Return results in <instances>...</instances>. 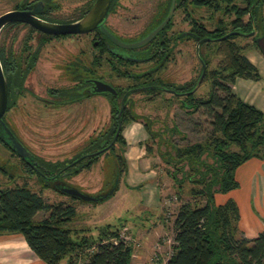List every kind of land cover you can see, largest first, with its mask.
Returning <instances> with one entry per match:
<instances>
[{"label":"rangeland","instance_id":"obj_1","mask_svg":"<svg viewBox=\"0 0 264 264\" xmlns=\"http://www.w3.org/2000/svg\"><path fill=\"white\" fill-rule=\"evenodd\" d=\"M20 1L0 0V14L12 9ZM87 1L57 0L59 8L52 16L60 19L74 18ZM160 1L120 0L119 6L110 13L107 22L123 38L133 39L147 26ZM233 3L244 6L245 0H233ZM188 9L208 29H212L218 19L228 21L233 17V14H224L221 10L198 8L191 4H188ZM261 12L264 18V4ZM188 28L184 11L178 8L173 14L169 33L186 31ZM27 36L29 31L24 25L3 27L0 31V49L6 57L10 53L13 56L20 55L24 40H28L33 47L37 42L35 33H32L31 40ZM237 42L245 46L244 52L249 58L253 59V55L256 54L257 58L264 62V56L254 44L252 36H239ZM210 46L212 44L200 48V52L209 59L207 71L220 59V56L209 48ZM95 53L96 49L93 48L89 35L65 37L47 42L25 81L26 87L16 98L15 105L4 116L5 122L20 141L45 161H66L78 153H83L87 150L90 140L106 130L113 121L110 100L101 94L59 106L47 104L38 98H47L46 90L50 87L71 85L73 80L70 79L66 67L70 62L89 65ZM151 63L138 62L126 66L120 64V69L123 70L125 67L131 73L138 74L146 70ZM200 69L201 63L195 42L192 39H180L173 44L166 66L152 76L175 84L193 83L197 77L198 81ZM96 74L99 80L122 89L134 83L129 77L117 75L106 60L96 69ZM209 88L210 80L204 75L194 94L206 96ZM236 88L232 85L234 92ZM259 94L260 92L252 88L248 100L256 104H264L263 99H255ZM128 98L126 105L135 119L123 126L125 143H115L114 150L102 153L89 169L72 177L64 176L62 179L66 184L86 193L105 192L111 187L116 176L117 165L114 154H122L125 169L118 177L117 190L108 199L97 203H86L60 192L54 182L50 187H42L37 176L28 172L20 158L1 143L0 165L5 168L6 173L0 170V189L27 182L31 191L40 193L49 202L73 203L78 209L77 215L67 226L74 230L75 236L84 234L94 237L100 227L113 224L115 227H120V237L133 246L130 264H164L172 252L171 220L180 203L191 199L189 188L193 186V183L184 177L185 172L188 171L187 165L183 166V172L181 169L174 171L182 163L175 165L173 155L179 147L193 143L205 144L211 125L209 117L202 109L188 110L181 106L180 100L183 97H174L170 92L150 95L145 90L134 89ZM144 123H148L150 133ZM230 149L236 150L237 147L231 145ZM203 157L207 162L213 160L209 154H204ZM171 172H175L177 179L183 178L179 191V184L173 179ZM243 190L241 188L233 190L231 196L239 200L245 196ZM219 198L217 196V200ZM157 199L161 207L159 213L154 210ZM45 215L46 213L40 211L35 219ZM157 220L159 224L156 226L155 222L156 227L151 231L153 236L142 233L144 227H151ZM144 238L146 241L149 239L150 242L145 248L141 242ZM92 250L93 248L86 249L87 252ZM80 260L81 257L78 261Z\"/></svg>","mask_w":264,"mask_h":264},{"label":"trees","instance_id":"obj_2","mask_svg":"<svg viewBox=\"0 0 264 264\" xmlns=\"http://www.w3.org/2000/svg\"><path fill=\"white\" fill-rule=\"evenodd\" d=\"M190 2L215 11L221 10L224 14H233V17L228 21L218 19L212 29L202 23L197 24L193 19V23L190 21L195 24V37L202 40L203 45L212 44L209 48L220 56L215 66L205 71L204 75L210 80L206 96H196L192 92L195 82H169L170 94L183 97L180 100L181 106L191 111L202 109L205 112L211 130L205 144L193 143L179 147L173 155L175 165L182 163L174 171L181 169L183 172V166L187 165L188 171L184 177L193 186L189 188L191 199L182 201L174 215L172 252L165 264H264V230L253 238H247L238 228L240 214L236 202L231 198L220 204L215 202L216 193L224 194L239 187L235 171L240 165L252 157L264 159V112L244 101L232 90L237 78L260 79L259 70L247 57L245 46L239 44L237 38L247 36L246 33L254 29L264 34L261 12L264 0H245L244 6L233 3V0ZM29 32L31 39L34 29L30 28ZM181 33H178L179 37L184 34ZM253 41L258 48L254 38ZM32 48L30 45L29 50L32 52L27 57V67L21 69L19 62L14 69V82L18 89H21L24 77L31 71L36 60L37 51ZM200 56L207 67L209 59L203 53ZM0 57L6 76L8 67L1 49ZM98 58L96 63L100 65ZM110 68L117 75H127L125 72L119 73L118 64L111 61ZM154 90L147 89L146 92L152 93ZM156 91L159 94V90ZM107 96L113 121L106 130L90 140L84 151L89 154L81 156L82 153H78L61 162L37 159L36 168L41 174L38 177L42 187H50L52 182H63L64 176L72 177L89 169L102 153L113 151L114 144L108 149L103 146L114 138L119 121L121 128L115 142L125 143L123 126L135 118L127 105L119 114V93ZM127 101H124L125 104ZM144 126L150 133L148 123H144ZM231 145L237 149H230ZM204 154H209L213 160L207 162ZM114 156L117 165L115 174L119 176L125 169V160L122 154L116 153ZM0 170L6 173L2 165ZM27 171L34 173L32 168ZM175 172H171V176L177 180L179 191L183 178L177 179ZM117 188L118 185L115 190ZM40 211L46 215L35 219ZM76 215L77 208L73 203L49 202L40 193L31 191L27 182L0 189V233H20L31 251L45 264H130L133 246L120 237V227L106 224L100 227L94 237L84 234L75 236L74 230L67 224ZM87 248L93 250L87 252Z\"/></svg>","mask_w":264,"mask_h":264},{"label":"flooded vegetation","instance_id":"obj_3","mask_svg":"<svg viewBox=\"0 0 264 264\" xmlns=\"http://www.w3.org/2000/svg\"><path fill=\"white\" fill-rule=\"evenodd\" d=\"M95 0H88L85 5L79 10L78 14L74 18L70 19H60L58 17L52 16L53 13L57 8H59V3L57 0H21L20 2L16 3L17 5H14V7L8 11L11 10H19V11H31L33 9H36L38 12L36 13V16L50 22H56V23H69L76 21L80 19L93 5ZM120 0H111L110 5L108 7V10L102 17V19L99 21V23L94 27L92 30L85 32V33H73V34H62V35H49L42 33L33 27H31L29 24L21 21H13L5 24L3 27H14L16 25H24L27 27L28 31L30 28L34 29V32L37 35V42L35 46L33 47L28 40L23 41V46L21 49L20 55L18 54L17 56H13L12 53H10L6 58V63L8 67V71L6 74V81H7V89H8V99H7V106L10 105L9 107H6L5 113L3 114L2 118L4 120V116L8 110L15 105L16 98L18 95L24 90L25 86V81L28 77V75L32 72L33 68L35 67V64L39 58L40 52L44 45L51 41V40H56L59 38H65V37H74V36H81V35H86L90 36L92 46L93 48L96 49V53L92 55L91 62L90 64H82V63H76V62H70V64L66 67V70L70 73V76L73 80V83L69 86L65 87H50L46 90L48 97L47 98H40L42 101H44L47 104L59 106L64 103H70L73 101H80L83 98L90 97L92 95H95L96 93L92 92V87H93V80L98 78V75L96 74V69L101 65H98L96 63V59L98 57L99 62L102 63L104 60L108 63L110 66V61L118 64L119 66V73L120 72H125L127 75L126 77H129L133 80V84L127 86L125 89L115 87L113 84H110L111 86L114 87L116 90L115 94L112 95H118L120 97V107L123 105V109L126 106L125 100H129L128 95L134 90V89H141V90H147V89H152L154 88L155 90L152 93H149L150 95H160L164 92H169V81L162 80L160 77H154L152 74L155 72L160 71V69H163L166 66V63L169 59V54L172 50L173 44L180 40V39H192L195 44H196V50L198 52V58L200 61V56L202 53L200 52V48L203 46L202 40H199V38H196L194 35L193 31V23L192 21L196 22L197 24H201L202 21L200 19H197L194 17L193 13L188 9V4H191L192 6L195 7H205L204 5H195L194 3H191L190 0H181L182 4L180 6V0H161L158 3V6L153 13L151 20L147 24V26L138 33V36L133 37V39H125L117 33L112 27L109 26L107 20L109 18V15L112 11H114L118 6H119ZM174 5V10L173 13L171 14V17L168 19L166 24L163 26L161 30L147 43L136 47V48H125L117 45L113 41L109 39L108 36H106L103 31L100 29V26H104L107 28L116 38L122 40V41H134L142 38L145 36L150 30H152L156 25H158L168 14L169 9L171 5ZM178 8H182L184 11L185 18L189 24V28L186 31H178V32H172L169 33V29L171 28L172 25V18L175 10ZM213 10V9H212ZM215 11V10H214ZM219 11V10H218ZM193 19V20H192ZM191 21V23H190ZM170 23V25H169ZM204 24V23H202ZM2 27V28H3ZM215 27V26H214ZM213 27V28H214ZM1 28V30H2ZM0 30V31H1ZM183 34L182 37H179L178 33ZM31 33V35H32ZM30 34V32H29ZM46 35V36H45ZM263 35L258 32L257 29H255V34L252 35V37L255 39V37ZM48 36V37H47ZM28 39L30 38L27 36ZM47 37V38H46ZM120 37V38H119ZM32 39V36H31ZM29 39V40H31ZM40 40H43L42 42ZM32 46V50L37 51L36 55V60L34 62V65L31 69L30 72L24 77L23 83L21 85V89H18L14 82V69L17 68V65L20 62L21 69H24L27 67L29 64V58H27L30 55L31 50H29V46ZM40 46V47H39ZM199 50V51H198ZM204 55V54H203ZM32 56V54H31ZM34 57V55H33ZM203 60V59H202ZM0 62L1 66L4 72L3 64L1 61L0 57ZM138 62H152L144 71L139 72L138 74H133L131 73L130 70H127V68L124 67L123 70L120 69V64L123 66L126 65H132V64H137ZM204 62V61H203ZM201 63V62H200ZM205 64V63H204ZM202 71V64H201V69ZM205 71H206V65H205ZM5 74V72H4ZM117 74V73H116ZM201 72H199L200 76ZM205 74V73H204ZM140 77H137V76ZM146 76V77H145ZM101 77V76H100ZM198 78V77H197ZM197 78L194 82L197 81ZM202 80V79H201ZM196 85V84H195ZM194 85V86H195ZM197 89V88H196ZM195 89V90H196ZM156 90H159V94H156ZM195 90H192V92H195ZM63 92H65L63 94ZM121 93V94H120ZM107 94L111 93H103L101 95L109 98ZM33 95V94H32ZM34 96V95H33ZM36 97V96H35ZM182 99V98H181ZM128 103V101H127ZM186 108V107H185ZM120 109V108H119ZM122 109V110H123ZM121 113V112H120ZM119 116V115H118ZM5 122V120H4ZM120 122V121H119ZM118 122V125H119ZM6 123V122H5ZM8 128L12 131V133L15 135L14 131L12 128L6 123ZM117 125V128H118ZM120 128H121V122H120ZM16 136V135H15ZM117 137V136H116ZM18 141L28 150V152L31 154L30 156L26 157L25 159L20 157L19 155L14 152V150L10 146V141L9 139H6L5 141L0 138V143L6 147L8 150L11 151L12 154H16L20 160L24 163V166L26 170H29L32 168L34 173L38 177V175H41L39 170L36 168V161L40 157L36 156L34 153H32L21 141L20 139L16 136ZM116 139V138H115ZM113 140V139H112ZM111 140V141H112ZM110 141V143H111ZM109 143V144H110ZM115 140L113 144H115ZM109 144H106L103 146V148L108 149ZM90 152H84L81 154L86 155L89 154Z\"/></svg>","mask_w":264,"mask_h":264},{"label":"water","instance_id":"obj_4","mask_svg":"<svg viewBox=\"0 0 264 264\" xmlns=\"http://www.w3.org/2000/svg\"><path fill=\"white\" fill-rule=\"evenodd\" d=\"M111 0H95L91 8L78 20L69 22V23H56V22H50L43 20L36 16V13L38 12L36 9H33L31 11H19V10H11L6 11L2 14H0V30L1 28L13 21H21L29 24L34 29L45 33L49 35H62V34H73V33H85L90 30H92L96 25L99 23V21L102 19L106 11L108 10V7L110 5ZM174 5L172 4L167 16L158 24L156 25L152 30H150L145 36L138 40L134 41H122L118 38H116L107 28L104 26H100V29L103 31V33L109 37L111 41L116 43L117 45L125 48H136L139 47L145 43H147L149 40H151L158 32L163 28V26L166 24L168 19L171 17V14L173 13ZM255 29L246 33V35H254ZM255 42L264 56V35H259L255 37ZM200 62L202 64V71L199 76V79L194 86L192 90H195L197 88V85L200 83L201 79L204 76L205 73V64L203 60L200 58ZM92 92L96 94H103V93H111L115 94L116 90L113 86L110 84L101 81V80H93V87ZM7 99H8V89H7V81L5 74L3 72L1 62H0V138L4 141L6 139H9L10 146L16 152L17 155H19L22 158H26L30 156L31 154L28 152V150L18 141L16 136L12 133V131L8 128L6 123L4 122L2 116L5 113L6 107H7ZM123 109V105H121L119 114ZM120 131V122L118 125V128L116 130L115 136L109 146L113 144L117 134ZM118 177L115 176L114 182L111 185L110 188H108L105 192H96V193H86L78 188H75L69 184H66L65 182H54L56 184L57 189L69 196H72L74 198H77L83 202L86 203H97L100 201H105L107 198H109L115 191L117 185H118Z\"/></svg>","mask_w":264,"mask_h":264},{"label":"crops","instance_id":"obj_5","mask_svg":"<svg viewBox=\"0 0 264 264\" xmlns=\"http://www.w3.org/2000/svg\"><path fill=\"white\" fill-rule=\"evenodd\" d=\"M247 57L249 58L248 55ZM249 59L259 70L261 75L260 79L255 81L251 79L237 78L233 86L235 88L237 87L235 93L240 98L255 105L264 112V104H256L251 100H248V94L252 88L260 92L259 96L257 97L256 95L255 99L257 100L259 98V100H264V62L261 61V59H258L256 54L253 55V59ZM235 177L239 181V187L233 190L240 188L241 190L244 189L245 196L238 200V198L236 199V197L231 196L233 190H230L224 193L223 196H219L220 194L216 193L215 202L220 204L227 198L232 197L239 208L240 218L238 221V228L243 232L244 236L247 238H253L257 236L260 231L264 230V160L256 157L248 159L236 169ZM217 196L220 197L218 200ZM154 206V210L159 213L161 207L158 199ZM173 219L174 217L171 220V224L173 223ZM158 221L159 220L154 221L151 227H144L142 233L153 236L151 231L154 230L157 224H159ZM132 234L134 235L135 233ZM141 242L143 243L144 246H142L144 248L150 244L149 239L146 241L145 238L142 239ZM157 246L159 247V245ZM0 264L45 263L31 251L20 233L3 232L0 233Z\"/></svg>","mask_w":264,"mask_h":264}]
</instances>
